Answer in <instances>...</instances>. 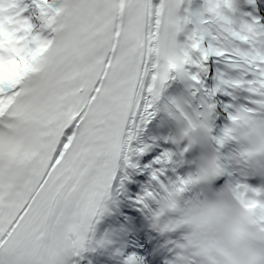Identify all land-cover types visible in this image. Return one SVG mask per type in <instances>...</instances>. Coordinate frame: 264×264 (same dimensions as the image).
<instances>
[{
  "label": "snow or ice",
  "instance_id": "1",
  "mask_svg": "<svg viewBox=\"0 0 264 264\" xmlns=\"http://www.w3.org/2000/svg\"><path fill=\"white\" fill-rule=\"evenodd\" d=\"M174 83L135 202L165 264H264V0H0V264H77Z\"/></svg>",
  "mask_w": 264,
  "mask_h": 264
},
{
  "label": "bare ground",
  "instance_id": "2",
  "mask_svg": "<svg viewBox=\"0 0 264 264\" xmlns=\"http://www.w3.org/2000/svg\"><path fill=\"white\" fill-rule=\"evenodd\" d=\"M167 98H168V100L166 101L167 104H169V101L172 99H182V92L179 91L174 84H172V88L167 91ZM216 103L218 106L217 107V115H218L221 113V110H222V103H220V97L217 98ZM158 116L159 115H157V117ZM157 117L152 121L151 124H149L147 126L148 129H150V127L155 123V121L157 120ZM152 130H153V127L147 134L143 133L141 139L143 142H146V143H150V144L155 143V145H156L155 149L159 148L161 151V147L164 146V141L167 138H169V136L167 134L166 135L152 134ZM149 153H147L142 158H148ZM154 159L155 158H153L151 160L147 159L144 162V166H139L140 158L139 159L133 158V163H135L137 165V167L134 169L128 170V179L131 177V175L137 169H141L142 171H144L148 174V177H149V178H147V184H148L151 177H150V173L147 170V168H148V165H150ZM128 179H127V181H128ZM141 184L142 183L140 181L139 185H141ZM139 185H138V187H139ZM142 192L143 191L141 189L135 190V188L134 189H127L124 191V188L121 190L119 185H117L116 188L113 190V197L115 198L116 202L123 204V203L130 201L132 199L137 200V198L142 194ZM120 220H121V222L119 224L112 225L110 227V229L115 230V236L118 237V239H117L118 244H119L118 250H114L115 249L114 248L111 251H107L106 248L100 242V233L98 232L99 228H95V231L93 234L94 241H95V244L98 245L99 248L101 249L100 255L97 256V259H99L98 264H101L103 261L107 262V260L109 259L107 257V255H110L112 261H117V260L126 261L128 257H130L132 255H136L134 253V251L131 249V246H129V244L127 242L128 241L127 238L129 237L130 231H132V229L134 227L136 228V230L138 232V225L134 221H129L128 218H124V219L120 218ZM123 251H125L124 254L122 253ZM94 264H97V262H95Z\"/></svg>",
  "mask_w": 264,
  "mask_h": 264
},
{
  "label": "clouds",
  "instance_id": "3",
  "mask_svg": "<svg viewBox=\"0 0 264 264\" xmlns=\"http://www.w3.org/2000/svg\"><path fill=\"white\" fill-rule=\"evenodd\" d=\"M182 103H187L188 101L185 98L180 99ZM176 129L182 126V121H175ZM199 155L195 156L196 164L203 163L205 160L212 158L216 153L214 151L213 145L211 144L208 137L204 134L200 135V145H199ZM234 166L241 173L246 175L260 174L264 175V159L253 161L251 164H245L240 161L234 160ZM194 169V166H193ZM198 196L202 197L203 193L194 191L191 193V199L195 200Z\"/></svg>",
  "mask_w": 264,
  "mask_h": 264
}]
</instances>
